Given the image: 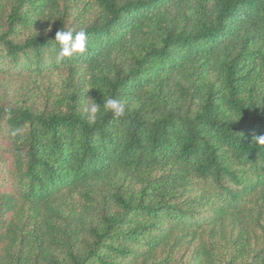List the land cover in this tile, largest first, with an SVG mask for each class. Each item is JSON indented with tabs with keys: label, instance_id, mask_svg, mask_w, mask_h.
Returning a JSON list of instances; mask_svg holds the SVG:
<instances>
[{
	"label": "trees",
	"instance_id": "16d2710c",
	"mask_svg": "<svg viewBox=\"0 0 264 264\" xmlns=\"http://www.w3.org/2000/svg\"><path fill=\"white\" fill-rule=\"evenodd\" d=\"M2 79L0 264H264V0H0Z\"/></svg>",
	"mask_w": 264,
	"mask_h": 264
},
{
	"label": "clouds",
	"instance_id": "9594fccd",
	"mask_svg": "<svg viewBox=\"0 0 264 264\" xmlns=\"http://www.w3.org/2000/svg\"><path fill=\"white\" fill-rule=\"evenodd\" d=\"M54 40L59 44V51L56 59L63 60L65 57H72L74 54H83L87 46V34L81 29L79 31L67 30L57 31ZM105 111L111 112L115 118L122 117L125 114V104L115 99H107L103 104ZM100 111V105L93 103L84 108V112L88 115V122L94 124L96 122L97 113ZM260 145H264V135L256 137Z\"/></svg>",
	"mask_w": 264,
	"mask_h": 264
},
{
	"label": "rangeland",
	"instance_id": "374dc122",
	"mask_svg": "<svg viewBox=\"0 0 264 264\" xmlns=\"http://www.w3.org/2000/svg\"><path fill=\"white\" fill-rule=\"evenodd\" d=\"M15 84V80H0V100L8 93L9 89Z\"/></svg>",
	"mask_w": 264,
	"mask_h": 264
}]
</instances>
